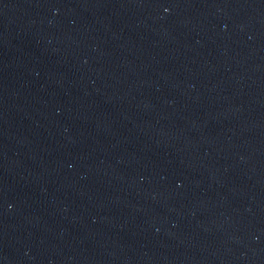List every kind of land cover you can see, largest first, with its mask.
Here are the masks:
<instances>
[{
	"label": "water",
	"instance_id": "obj_1",
	"mask_svg": "<svg viewBox=\"0 0 264 264\" xmlns=\"http://www.w3.org/2000/svg\"><path fill=\"white\" fill-rule=\"evenodd\" d=\"M0 264H264V0H0Z\"/></svg>",
	"mask_w": 264,
	"mask_h": 264
},
{
	"label": "clouds",
	"instance_id": "obj_2",
	"mask_svg": "<svg viewBox=\"0 0 264 264\" xmlns=\"http://www.w3.org/2000/svg\"><path fill=\"white\" fill-rule=\"evenodd\" d=\"M165 11H167V9Z\"/></svg>",
	"mask_w": 264,
	"mask_h": 264
}]
</instances>
